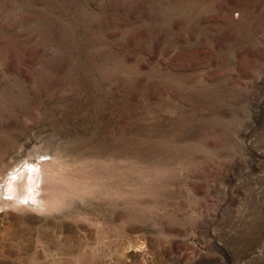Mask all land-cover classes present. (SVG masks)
<instances>
[{"label":"rangeland","instance_id":"obj_1","mask_svg":"<svg viewBox=\"0 0 264 264\" xmlns=\"http://www.w3.org/2000/svg\"><path fill=\"white\" fill-rule=\"evenodd\" d=\"M0 264H264V0H0Z\"/></svg>","mask_w":264,"mask_h":264},{"label":"bare ground","instance_id":"obj_2","mask_svg":"<svg viewBox=\"0 0 264 264\" xmlns=\"http://www.w3.org/2000/svg\"><path fill=\"white\" fill-rule=\"evenodd\" d=\"M25 173V174H24ZM32 175H34L33 174V172H32ZM32 175H31V173H30V176L32 177ZM35 176V175H34ZM33 176V177H34ZM32 177V178H33ZM11 178V177H10ZM14 178V177H13ZM29 178V177H28ZM31 178V179H32ZM27 180V172L25 171H23V172H21V171H19L17 174H15V180H14V182H15V186H16V188H17V190H18V194L17 195H19L21 198H25L26 196H22V193H21V189L22 188H24V186L26 185V188H27V184L25 183V181ZM37 180V179H36ZM28 181V180H27ZM30 182V181H29ZM32 183H34V182H32ZM37 183V182H36ZM44 183V182H43ZM52 183V182H51ZM55 183V182H54ZM9 184V183H8ZM53 184V183H52ZM56 184V183H55ZM29 185H30V183H29ZM37 185V184H36ZM36 185H35V187H36ZM51 185V184H50ZM10 186V185H9ZM31 186H33V184L31 185ZM52 186V185H51ZM2 187V186H1ZM42 187V186H41ZM33 188V187H32ZM46 189V188H45ZM24 190V189H23ZM37 190H40L38 187H37ZM36 190V191H37ZM29 191V190H28ZM27 191V192H28ZM7 192V191H6ZM41 192V191H40ZM39 192V193H40ZM29 193V192H28ZM27 193V194H28ZM30 194V193H29ZM49 194V193H48ZM10 195V194H9ZM32 195H33V193H32ZM39 195V194H38ZM52 195V194H51ZM29 196V195H28ZM44 197L47 199V197L44 195ZM44 197H43V195H41V201H40V203H39V201H36L35 202V206H39L40 204L42 205V204H44L45 202L43 201V200H46V199H44ZM9 199H10V197H9ZM25 199H27V198H25ZM28 199H30L29 197H28ZM36 200V199H35ZM48 200V199H47ZM3 202H8V200H6V198L5 199H3L2 200ZM15 201V200H14ZM13 200H11V202H14ZM26 201V200H25ZM43 201V202H42ZM17 202V201H16ZM22 202V201H21ZM24 202V201H23ZM10 204H12V203H10ZM14 204V203H13ZM16 204V203H15ZM21 204V203H20ZM7 205V204H6ZM29 205L31 206V203L29 202ZM28 205V206H29ZM7 206H9V204L7 205ZM27 206V205H26ZM8 208V207H7Z\"/></svg>","mask_w":264,"mask_h":264}]
</instances>
